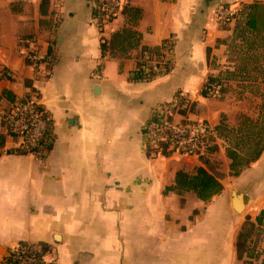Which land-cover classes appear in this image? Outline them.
Instances as JSON below:
<instances>
[{
  "label": "crops",
  "instance_id": "obj_1",
  "mask_svg": "<svg viewBox=\"0 0 264 264\" xmlns=\"http://www.w3.org/2000/svg\"><path fill=\"white\" fill-rule=\"evenodd\" d=\"M232 1L238 0H127L141 10L133 28L140 47L169 45L155 58L140 49L103 56L101 44L129 19L122 14L100 33L93 0H0V73H12L0 78V92L18 100L37 90L53 122L43 158L18 154L19 142L0 125V264L20 243L45 247L43 264L251 262L246 255L237 258L236 243L247 218L255 223L264 211V196H253L247 186L256 178L264 184V166L231 178V189L253 196L250 213L240 216L226 200L224 184L207 202L189 192H165L178 171L192 174L201 167V158L151 156L143 135L154 108L177 93L189 101L185 117L216 127L226 115V101L200 92L209 77H218L212 58H221L219 42L228 34L214 21V7ZM24 38L35 39L51 59L47 77L25 63ZM162 56L170 63L167 71L156 67L149 81L135 80L141 66ZM255 226L260 237H250L247 249L253 264H264V216Z\"/></svg>",
  "mask_w": 264,
  "mask_h": 264
},
{
  "label": "built area",
  "instance_id": "obj_2",
  "mask_svg": "<svg viewBox=\"0 0 264 264\" xmlns=\"http://www.w3.org/2000/svg\"><path fill=\"white\" fill-rule=\"evenodd\" d=\"M93 1V19L100 33H103L105 26L122 15L128 5L127 0ZM233 16L231 8L225 9L220 5L214 18L216 23H228L233 20ZM19 45L25 63L38 76L47 77L51 59L40 51L37 41L33 38H24L19 40ZM163 47H165L162 52L164 55L170 49L169 45L163 44ZM154 64L153 67L141 66L135 72V80L149 81L154 76L156 67L162 71H167L170 67L169 61L164 56ZM3 73L5 79L12 78L10 71ZM202 92L207 99H219L221 85L207 81L200 93ZM188 107L189 101L183 94L177 93L171 102L158 104L154 108L152 116L143 126L145 146L151 156L162 155L165 146L172 154L180 156L200 158L207 155L208 148L215 144V127L206 120L185 117L183 112L186 113ZM0 125L8 136L19 142V148L26 150L28 154L43 158L49 153L53 141V122L43 108L37 90H30L27 95L13 104L0 100ZM44 256L39 247L20 243L9 248L5 259L18 264H39L44 261Z\"/></svg>",
  "mask_w": 264,
  "mask_h": 264
},
{
  "label": "trees",
  "instance_id": "obj_3",
  "mask_svg": "<svg viewBox=\"0 0 264 264\" xmlns=\"http://www.w3.org/2000/svg\"><path fill=\"white\" fill-rule=\"evenodd\" d=\"M122 14L126 16L127 26H125L121 31L115 33L110 41L101 44V54L104 56L105 53H109L112 57L123 56L131 50L140 49L143 53L144 51H149L156 58L162 55L165 47H160L158 49H147L145 47H140V35L133 29L141 17V10L136 8H131L128 5L123 10ZM235 22V27L232 33V42L238 41L240 46L245 47L247 54L242 59L243 63L238 67V72H231V80L242 79V80H256L257 78L250 77V71H258L259 74H264L258 67L257 63L259 58H261L262 53L264 54V4L258 2L246 5L235 17H233ZM235 47V46H232ZM231 47V48H232ZM237 48V47H235ZM262 51V53H260ZM207 59L209 58L210 49L206 50ZM143 61H139L141 66ZM253 66V67H252ZM252 67V68H251ZM264 68V67H263ZM4 77V73H0V78ZM217 78L209 77V83H219ZM263 81V80H262ZM226 84V83H225ZM225 84L221 85V94L225 93ZM204 97V93H201ZM264 96V87H263ZM0 100H4L9 104H13L16 100L12 94L8 91L2 90L0 92ZM215 127V126H214ZM216 131V136L219 130H223L229 134L234 139V145L227 150V158L230 161L229 164V176L232 178H237L241 173L249 168L251 165L256 163L263 154L264 151V101L263 105L260 107L259 115L256 119H251L248 117H241V123L239 127L229 129L224 124L219 123V126L214 128ZM229 144L232 142L229 141ZM5 146V135L0 134V153ZM215 149V144L208 148L207 155L201 158V167H197L192 174L184 171H178L175 175L174 185L167 188L165 192L171 191L178 195L183 193H192L197 199L207 202L212 197L219 195L223 190V185L220 181L218 175L209 171L205 165L203 159L213 152ZM245 150L246 152H241ZM26 150L22 149L18 154H26ZM172 154L167 150V146L163 149V156ZM1 155V154H0ZM264 216V211H262L255 219V223L250 222L249 219L245 222L237 238L236 250L237 258L243 260L245 255L246 258L252 257L250 251L247 249V242L251 237V233L257 230L255 224H260V218ZM47 249L44 247L42 253L46 255ZM6 264H18L10 259H5ZM39 264H43L39 263ZM244 264L247 261H244Z\"/></svg>",
  "mask_w": 264,
  "mask_h": 264
},
{
  "label": "rangeland",
  "instance_id": "obj_4",
  "mask_svg": "<svg viewBox=\"0 0 264 264\" xmlns=\"http://www.w3.org/2000/svg\"><path fill=\"white\" fill-rule=\"evenodd\" d=\"M249 1V0H247ZM264 3V0H257L253 1L251 3L245 2L244 0H238V1H232L231 4H225L224 2L217 3L214 7L213 15L216 14L218 11V7L220 5L223 6L225 9H229L230 7L232 10V13H234V16L237 15L246 5H250L252 3ZM215 21V18H214ZM221 30L227 31V37H225L222 41L219 42V44H223V53L221 54V58H212V68L215 73L219 72L218 77L216 81L219 83L214 82V84L222 85L225 84V93L221 94L220 100L226 101L228 105V110L224 114H221L219 123L224 124L229 129L237 128L239 127L241 123V117L245 116L251 119H256L259 115L260 107L263 105L264 96H263V87H264V74H259L258 71H250V77L257 78L256 80H242V79H234L231 80V68H235L236 72H238V67L242 65L243 61L242 59L246 57L247 50L245 47H241L240 43L238 41L232 42L231 40V31L233 32L235 27L234 19L230 22H222L217 23ZM235 46V47H232ZM232 47V48H231ZM262 53V51L260 52ZM156 58V57H155ZM210 59V58H209ZM259 62L257 63L258 67L260 66V70L264 73V54L262 53L261 58L258 59ZM157 62V61H156ZM155 62L152 63V65H149L150 67H153ZM214 65V66H213ZM253 67V66H252ZM251 67V68H252ZM263 80V81H262ZM6 106V104H4ZM180 113V112H178ZM180 119V118H178ZM219 126V124H217ZM216 126V127H217ZM6 131V130H5ZM7 133V132H6ZM229 141L232 142V144H229ZM234 145V139L231 136V134L219 130V133L216 136L215 140V149L213 152H211L206 158L203 159L205 161L206 165L205 167L211 171L212 173L219 176L220 181L222 184L226 185L228 195L225 196L226 200L230 198L231 200V176H229V164L230 161L227 158V150L231 148ZM241 152H246L245 150H241ZM262 157V158H261ZM260 159L251 165L249 168L245 169L242 173L247 174L252 171H256L260 167L264 166V151ZM201 161V160H200ZM197 167L193 169L192 172L195 171ZM241 173V174H242ZM247 186L251 190L253 196L258 197L264 196V184H259L258 178H256L255 181H252L251 183H248ZM240 191V190H239ZM247 193L251 199L253 204V196L252 194L248 193L247 191H242ZM252 207V206H251ZM249 209V208H248ZM251 209V208H250ZM248 211V212H247ZM244 215H248L250 213V210H247ZM242 215V216H244ZM249 219V218H247ZM260 234L258 233V228L254 233H251L252 239H259ZM258 246V243L256 244V248ZM255 256V255H254ZM254 256L250 257L251 262L247 261V263H252V260H255ZM250 258H247L250 260ZM246 261V260H244ZM253 264V263H252Z\"/></svg>",
  "mask_w": 264,
  "mask_h": 264
},
{
  "label": "water",
  "instance_id": "obj_5",
  "mask_svg": "<svg viewBox=\"0 0 264 264\" xmlns=\"http://www.w3.org/2000/svg\"><path fill=\"white\" fill-rule=\"evenodd\" d=\"M251 203L252 199L247 193L239 191L237 189L231 190V205L233 210L238 215H244Z\"/></svg>",
  "mask_w": 264,
  "mask_h": 264
}]
</instances>
